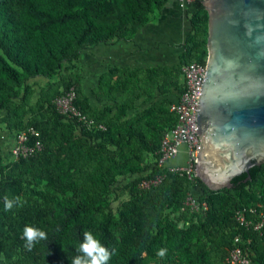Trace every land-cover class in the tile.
Wrapping results in <instances>:
<instances>
[{
	"label": "trees",
	"instance_id": "trees-1",
	"mask_svg": "<svg viewBox=\"0 0 264 264\" xmlns=\"http://www.w3.org/2000/svg\"><path fill=\"white\" fill-rule=\"evenodd\" d=\"M171 3L0 0V109L18 98L19 89L13 88L21 82L25 92L19 98L24 100L29 94L27 81H45L80 50L136 32L150 13L160 12ZM184 12L189 16L182 61L205 64L207 11L201 0H195ZM113 67L112 73L116 72ZM163 70L150 66L132 70L131 75L125 70L122 84L133 85L137 72L154 78ZM176 80L177 91L182 87L180 68L173 82ZM164 84L160 86L162 91ZM70 85L64 82L62 90L47 99L51 117L43 122L33 119L30 125L38 133L28 142L39 140L43 145L39 151L27 157L11 156L17 135L27 128L20 121L14 122L5 162L4 139H0V264H71L67 256L77 254L75 249L86 231L109 250L116 249L108 264H206L207 253L198 245L201 234L225 228L233 231L227 249L233 235L241 232L244 238H251L252 262L264 264V226L260 231L245 229L231 217L240 206L259 205L264 209V162L234 176L230 187L218 190H211L197 176L191 180L168 172L160 183L140 188L142 178L164 173L155 164L154 153L161 136L175 124L176 117L169 111L171 99L155 102L118 124L106 118L108 108L86 109L74 89L75 106L104 126L78 130L72 120H64L52 102ZM121 105L119 114L127 107ZM50 142L54 143L52 152L47 144ZM108 145L113 150H108ZM143 152L149 153L151 160H143ZM51 187L54 192L45 189ZM187 192L198 201L205 200L206 210L179 211ZM5 197L14 201L19 197L21 203H14L6 212ZM173 212H177L174 226L165 235L153 234V227L159 226L157 216L162 213L165 218ZM181 219L187 223L180 225ZM26 225L44 230L48 240L28 251L23 238ZM160 249L166 250L163 257L157 254Z\"/></svg>",
	"mask_w": 264,
	"mask_h": 264
},
{
	"label": "rangeland",
	"instance_id": "rangeland-1",
	"mask_svg": "<svg viewBox=\"0 0 264 264\" xmlns=\"http://www.w3.org/2000/svg\"><path fill=\"white\" fill-rule=\"evenodd\" d=\"M180 10L174 12L173 17L169 16L165 9L160 12L154 11L149 14L146 23L136 28V32L126 33L121 39L113 38L104 46L80 50L76 57L64 62L49 79L43 81L36 78L27 81L25 85L29 87V94L24 100L19 98V95L25 92L23 82L15 86L13 89H19L18 98H12L11 102L0 109V139H4L2 162L9 158L7 151L13 138L14 132L11 131H14V122L20 121L28 127L33 123V119L44 121L51 117L52 113L47 108V99L50 98L51 94L60 92L64 82L72 84L70 86L74 87L79 96L78 99L86 109L102 111L108 108L105 111L107 113L106 118L110 119L112 123L118 124L134 118L137 113L155 102L165 100V98L172 99L176 94L177 82V80L173 82V79L184 63L181 57L184 52L185 34L188 30L189 14L187 15L184 10ZM162 19L165 20L167 29H162L163 36L160 37V40L150 45H145L144 40L141 42V37L148 38L149 35L146 33H151V27H145L150 24L158 25ZM174 24L177 26L172 27ZM154 34L156 35V32ZM124 41L134 43L133 46H125L124 51H121L125 56H109V51L115 50L114 47L123 49L121 43ZM117 43L119 45L115 46ZM112 66L116 72H111ZM146 66L163 67L164 70L163 72L158 71L154 78H147L144 76L145 74L137 72L136 77L138 78L133 85L130 83L122 84L125 70L131 75L132 70L144 69ZM164 82H167V85ZM163 84L166 87L162 91L160 86ZM122 103L127 107L123 113L119 114ZM47 144L50 152H52L54 143ZM113 148L111 145L107 146L108 150H113ZM142 157L145 161L152 158L149 153L145 154V152H143ZM45 189L49 192L55 191L54 187H51V190ZM175 216H177V212L168 213L165 218L162 213L158 215L156 221L159 222V226L153 227V234L165 235L174 226ZM232 232L231 228H225L216 232L208 231L201 234L198 245L203 247L207 253L206 264H226L225 259L228 252L226 242L230 240ZM262 243L260 241V245ZM245 246L249 248L251 256H254L251 246L249 244ZM251 264L258 263L253 261Z\"/></svg>",
	"mask_w": 264,
	"mask_h": 264
},
{
	"label": "water",
	"instance_id": "water-1",
	"mask_svg": "<svg viewBox=\"0 0 264 264\" xmlns=\"http://www.w3.org/2000/svg\"><path fill=\"white\" fill-rule=\"evenodd\" d=\"M201 1L207 52L195 173L218 190L264 162V0Z\"/></svg>",
	"mask_w": 264,
	"mask_h": 264
},
{
	"label": "built area",
	"instance_id": "built-area-1",
	"mask_svg": "<svg viewBox=\"0 0 264 264\" xmlns=\"http://www.w3.org/2000/svg\"><path fill=\"white\" fill-rule=\"evenodd\" d=\"M195 0H176L178 8L185 10ZM205 65L196 61L187 62L180 67L181 89L171 99L169 111L175 117V124L164 132L159 140V146L154 153L155 164L164 169V173L160 172L149 178H142L138 186L140 188H148L156 185L164 178L165 173H177L185 175L189 179L196 177L195 162L197 148L199 147V137L197 130V106L199 103L200 90L204 78ZM75 91L73 86L61 94L56 96L52 102L57 112L64 116V120H72L76 129L93 127L104 128L100 124H96L92 118L85 116L78 107L73 103ZM37 130L32 126H28L26 131L20 132L16 137V142L11 147V156L13 158L31 156L42 148L39 140H34L29 144V137L36 136ZM28 142V143H27ZM183 151L182 163H170L180 151ZM207 204L205 200L198 201L192 193L187 192L179 211L197 212L206 210ZM231 217L237 226L245 229H253L260 231L264 226V209L259 205L240 206L234 209ZM181 224H186L182 219ZM251 238H244L241 232H237L232 237L231 247L228 249L225 259L226 264H251V254L249 248L245 245L249 244Z\"/></svg>",
	"mask_w": 264,
	"mask_h": 264
},
{
	"label": "clouds",
	"instance_id": "clouds-1",
	"mask_svg": "<svg viewBox=\"0 0 264 264\" xmlns=\"http://www.w3.org/2000/svg\"><path fill=\"white\" fill-rule=\"evenodd\" d=\"M14 203L19 205V203H21L20 198L16 197L14 201L5 197L4 210L6 212L10 211ZM58 230L59 229H57V231ZM23 238L25 240V248L28 251H31L40 241L48 240L47 233L44 230L30 225L24 227ZM75 251L77 254L74 257L69 258L67 256L71 264H108L112 256L116 254L115 248L109 250V248L102 244L100 239L90 231L84 232L83 240L76 247ZM165 253V249H160L157 254L163 257Z\"/></svg>",
	"mask_w": 264,
	"mask_h": 264
},
{
	"label": "crops",
	"instance_id": "crops-1",
	"mask_svg": "<svg viewBox=\"0 0 264 264\" xmlns=\"http://www.w3.org/2000/svg\"><path fill=\"white\" fill-rule=\"evenodd\" d=\"M177 9V10H176ZM167 14H169V16L173 17L174 12L178 11L179 12V8H178V5L176 3V0H172V3L169 4L166 8H165ZM181 11V10H180ZM163 22V23H162ZM165 20L162 19V21L160 23H158V25H154V24H150L148 27L146 26L145 28H149L151 27V33L149 34V32H147L146 34L149 35L148 38H143L141 37V42L144 40V44L145 45H150L152 44L153 42H156L157 40H160V37L163 36L162 34V29L163 28H166L167 29V25H165ZM175 22V21H174ZM169 23V22H168ZM173 24V22H171ZM177 26V24H174L172 27H175ZM156 32V35L154 34ZM154 34V36H153ZM138 36V35H137ZM151 36V37H150ZM162 39V38H161ZM148 43V44H147ZM105 45V44H104ZM103 45V46H104ZM119 44H115V46H118ZM134 43L130 42V41H124L123 43H121V46H123L124 48L123 49H118L116 47H114L115 50H110L109 51V56H115V55H118L119 57H124L125 55L122 54V50L124 51L125 49V46H133ZM146 67H150V66H146ZM183 151L181 150L180 153L170 161V163H182L184 160H183Z\"/></svg>",
	"mask_w": 264,
	"mask_h": 264
}]
</instances>
